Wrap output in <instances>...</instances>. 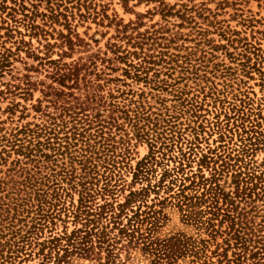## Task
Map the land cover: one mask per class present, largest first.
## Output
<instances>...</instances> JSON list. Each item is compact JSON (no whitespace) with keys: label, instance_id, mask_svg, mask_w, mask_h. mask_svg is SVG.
Instances as JSON below:
<instances>
[{"label":"rangeland","instance_id":"obj_1","mask_svg":"<svg viewBox=\"0 0 264 264\" xmlns=\"http://www.w3.org/2000/svg\"><path fill=\"white\" fill-rule=\"evenodd\" d=\"M56 1L60 0L20 1L28 8V15L31 16L33 11L38 12L36 24L46 32L42 36H32L23 22L17 27L13 26V37L10 38L5 28L8 23H15L8 16L9 9L5 12L0 9V18L7 21L2 24L0 20V48L1 51L6 50L11 61L0 76V137L9 135L12 130L16 132L27 124L30 127L42 124V112L52 111L42 91L53 84L48 74L53 67L48 64L40 68L39 61L34 57V54L45 57L50 50L47 44L50 43L53 48L49 52V60H58L63 55L61 59L64 63L74 64L79 61L85 64L86 72L82 74L95 82L91 92L96 89L95 92L100 91L106 99L110 93L118 96L119 86L122 89H133L134 100L140 99L144 103L145 109L142 111L148 112L145 116L152 114L151 118L158 119L157 122L164 125L160 131L165 132L163 138L167 140L162 141L166 145L175 146L170 155L177 156L180 148L184 153L188 152L187 143L199 137L195 150L199 158L207 154L225 159L228 164L219 168L223 172H219L218 182L234 198L237 214L240 213L242 221H248L259 228L264 222V183H261V179L264 180V0H68L66 5L70 9L65 11L64 5L60 9L66 17L62 14L60 21L53 23L50 19H43L42 14L49 15V8L54 7L50 2ZM62 3L65 4L66 0ZM5 4L12 7L14 0H6ZM16 18L22 20L24 17L19 13ZM62 35H69L73 39L76 44L73 51L69 50ZM128 52L130 55L127 60L117 58L126 56ZM144 58L153 62L144 64L152 69L147 80L138 81L126 76L124 70L132 69L130 63L139 65ZM64 90L67 93L73 91L77 96L82 94V99L86 96L84 89ZM116 100L122 102L123 99ZM40 101L42 112L37 111ZM14 105L15 112L11 113L10 108ZM90 106L97 109L98 103ZM143 121L142 124L147 123V120ZM123 122L120 119L119 123ZM216 122L227 129L224 133L228 137L224 141L220 139L218 131H214ZM258 123L261 126L257 128L259 134L255 139L252 142L243 141L250 134L243 135L242 124L250 130L252 125ZM124 124L122 129L131 139L130 157L126 161L128 164L123 163L122 170L115 172L117 181L112 182V186L116 182L118 185L115 196H97L94 208L106 201L122 203L130 189L136 190L147 184L135 183L133 174L137 162L149 155L152 140L145 136L136 138L132 128L134 123L127 121ZM125 132H122L123 135ZM112 133H116L117 140L120 138V131ZM153 135L156 137L157 134ZM18 157L23 158L14 151L4 153L5 159L0 165L1 187L4 186L2 183L7 182L10 185L6 187L11 186V182L19 185L23 180L24 172L19 169L21 165L12 169ZM199 158L195 159L193 171L198 169ZM175 164L171 160L167 168L172 169ZM221 164L219 162L217 166ZM22 167L27 169L30 165L23 163ZM76 167L78 175L81 167L78 164ZM99 170L104 172V169ZM163 171L162 166L156 167L153 184L161 178ZM240 172L241 176L236 177ZM252 172L256 176L263 174L262 178L258 180L253 177L251 180ZM203 173L209 178L212 170L204 168ZM237 179L242 180L239 190H236ZM105 183L101 180L98 189L104 187ZM121 187H124V191H120ZM253 188L256 190L252 192ZM69 192V195L66 193L63 196L62 201H65L66 206L76 207L79 204V192ZM164 194L162 190L160 197H165ZM5 196L6 191H1L0 219L6 217L4 210L7 205L2 207L3 203L10 201ZM22 196L26 195L23 193ZM155 197L152 193L149 204H153ZM24 198L29 201L27 210L23 214L19 212L13 224L10 216L2 226L3 229H0V251L3 249L0 257L2 254H11L16 258L14 264H38L43 257L38 255L41 243L63 235L66 231L70 234L80 228L81 223L75 222L71 215L68 217L63 212L60 218L54 220L55 225L48 221L44 226L31 228L39 220L38 198L35 192ZM50 206L43 205L45 210L40 213L47 214ZM204 208L205 205L200 210ZM164 215L158 229L155 232L146 231L145 237L192 235L207 238L204 230L200 231L186 223L183 213L170 204L164 206ZM218 241L221 242L222 238L218 237ZM143 248L144 244L140 248L131 249L129 255L122 251V258L128 264H151ZM212 249H215L214 245ZM14 250L19 252L12 253ZM47 252L48 249L45 250ZM189 261L187 258L181 260V263L188 264ZM68 264H106V252L97 244L79 245L72 249Z\"/></svg>","mask_w":264,"mask_h":264},{"label":"trees","instance_id":"obj_2","mask_svg":"<svg viewBox=\"0 0 264 264\" xmlns=\"http://www.w3.org/2000/svg\"><path fill=\"white\" fill-rule=\"evenodd\" d=\"M20 1L14 0L12 7L5 4L6 0L0 2V9L3 12L9 9L8 16L15 23V25L8 23V27H4L6 34L12 38L13 26L17 27L25 22L24 26L31 31L32 36H42L43 33L46 35L44 29L36 24L38 12L33 11L31 16L28 15L26 13L28 8ZM62 1L50 2L54 7L49 8V15L42 14L43 19H50L53 23L59 22V17L63 14L60 11L61 7L64 5L65 11L70 9L66 5L68 0L65 4ZM19 13L23 14L22 20L16 18ZM63 17L65 18L66 15L63 14ZM0 20L2 24L7 23L5 19L0 18ZM62 37L68 43L69 50L73 51L76 45L73 39L69 35H62ZM23 43L27 45L26 42ZM47 46L50 52L53 45L49 43ZM1 50L0 48V76L11 64L10 55L6 54V50ZM49 52L45 57L37 54H34V57L39 61L40 68H45L48 64L53 67L48 73L53 84L42 91L52 111L42 112L43 107L40 101L37 111L42 112L44 117L42 124H35L34 127L27 124L16 132L12 130L9 135L0 137V165L5 159L4 153L10 154L14 151L23 158L18 157L14 160L12 169L15 170L21 165L19 169L24 172L23 180L19 185L17 182H11L12 185L6 187L10 185L7 182L2 183L3 187L0 186V192L6 191L4 198L10 200L8 203L4 202L2 206L7 205L4 210L6 217L0 219L1 230L10 216L11 224H13L18 213L23 214L27 210L29 201L24 197L35 192L39 204L37 209L39 220L31 228H36L37 225L44 226L48 221L55 225L54 220L60 218L63 212L68 217L71 215L75 222L81 223V227L70 234L66 231L63 235L41 243L42 248L38 255L43 257L38 264H68L72 249L89 243L97 244L104 249L106 264H128L127 260L122 258V251L129 255L131 249L140 248L142 244H144V253L149 257L151 264H182L181 260L187 258L190 259L188 264H264V222L259 228H255L248 221H242L240 213L237 214L234 198L226 193L218 182L221 171L219 168L228 164L225 159L219 155L213 157L207 154L199 158V153L195 152L199 137L195 138L196 141L187 143L188 152L184 153L180 148L177 156L170 155L175 146L166 145V142L162 141L167 140L163 138L165 132L160 131L164 125L157 122L158 119L151 118L152 114L145 116L148 112L142 111L145 109L142 100H134L133 89H122V86H119L117 87L118 96L110 93L105 99L99 93L100 91L96 93L95 89L91 92L95 82L82 74L83 71L86 72L85 64L79 61L74 64L64 63L61 59L63 55L58 60H49ZM134 54L138 56L137 53ZM129 55L128 52L126 56L117 58L127 60ZM147 63L153 62L151 60L148 62L144 58L139 65L130 63L132 69L130 71L125 69L124 72L131 79L147 80L149 71L152 70L144 66ZM262 81L264 82L263 74ZM65 88L70 91L84 89L86 96L82 99V94L77 96L73 91L67 93ZM118 98H122V102L116 100ZM126 100H128L127 103ZM95 102L98 103V108H90V105ZM15 107L14 105L10 108L11 113L15 112ZM120 119L124 120L123 124L119 123ZM143 120H147V123L142 124ZM127 121L134 123L132 128L136 138L145 136L152 140L149 155L137 162L133 174L135 183L147 182V184L136 190L130 189L122 203L106 201L98 208H94L97 196L102 198L107 195L115 196V190L118 187L117 182L112 186L113 180L117 181L115 172L118 169L122 170V164L126 163L130 157L131 139L122 129ZM259 126L261 125L258 123L247 130L248 127L242 124L243 135L250 134L243 141L252 142L259 134L257 131ZM213 127L214 131H218L220 139L226 140L228 136L225 137L224 131L227 129L217 122ZM113 131H120L118 140ZM151 131L157 134L156 137L153 134L150 135ZM122 132H125V135ZM149 136L153 137L149 138ZM172 138L169 139L171 142H173ZM196 158H199L198 169L193 171ZM228 158L232 160L230 155ZM171 160L176 164L169 169L167 167ZM219 162L222 164L217 166ZM23 163L29 164L30 168L23 169ZM77 164L81 167L78 175ZM158 166H162L164 171L161 178L153 184L152 178ZM100 168L104 169L103 173L99 170ZM204 168L212 170L209 178H206L203 173ZM252 174L251 180L253 177L259 180L263 175L256 176L254 172ZM240 176L241 172L236 175L238 178ZM101 180L106 183L104 187L98 189ZM241 182L242 180L237 179L236 190H239ZM261 183H264L263 179ZM70 190L79 192L80 199L76 207L66 206L65 201H62L66 193L70 194ZM162 190L165 197H160ZM254 190L256 188H253L252 192ZM120 191H124V187H121ZM23 193L26 196H22ZM152 193L156 197L153 199V204H149ZM262 193L264 194V191ZM237 195L239 196V193ZM45 204L51 205L46 211L47 214L40 213L45 210L43 208ZM168 204L183 213L186 223L200 231L204 230L207 238L192 235L145 237L146 231L155 232L158 229L165 218L164 206ZM203 205L205 208L200 210ZM224 206L226 207L223 208ZM51 210L53 212L50 214ZM56 211L57 213H54ZM40 226L39 228H42ZM218 237L222 238L221 242L218 241ZM212 245L215 249L211 250ZM46 249H48L47 253H45ZM229 251H232L231 255ZM2 252L3 249L0 253ZM14 259L16 258L11 254L6 256L2 254L0 264H14Z\"/></svg>","mask_w":264,"mask_h":264}]
</instances>
